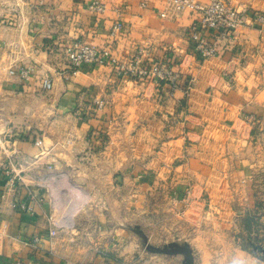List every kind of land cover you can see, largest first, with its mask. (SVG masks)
Masks as SVG:
<instances>
[{
	"label": "crops",
	"instance_id": "obj_1",
	"mask_svg": "<svg viewBox=\"0 0 264 264\" xmlns=\"http://www.w3.org/2000/svg\"><path fill=\"white\" fill-rule=\"evenodd\" d=\"M0 1L7 8L0 16V133L16 135L0 148V264H114L110 255H91L79 232L95 223L91 229L106 235V245L121 243L114 234L117 197L141 204L146 196L132 194L133 183L140 189L154 183L177 205L185 202L190 220V198L192 208H202L214 193L233 196L217 188L222 183L256 182L264 166V0H226L247 23L232 39L206 31L207 43L216 45L208 58L189 37L197 14L171 10V0H104L100 15L90 11L92 0ZM116 21L125 28L110 35ZM77 38L110 49L120 62L141 53L147 62H164L179 85L171 91L165 81L136 80L111 64L73 72L65 47ZM18 64L34 67L29 81L9 74ZM45 75L53 79L50 90ZM36 118L42 131L33 137ZM51 118L63 125L59 134ZM38 137L44 153L34 144ZM132 151L139 157L133 164ZM13 152L30 162L23 181L8 190L3 168ZM14 200L29 208L14 207ZM50 216L59 222L54 237Z\"/></svg>",
	"mask_w": 264,
	"mask_h": 264
},
{
	"label": "rangeland",
	"instance_id": "obj_2",
	"mask_svg": "<svg viewBox=\"0 0 264 264\" xmlns=\"http://www.w3.org/2000/svg\"><path fill=\"white\" fill-rule=\"evenodd\" d=\"M34 104L38 108L37 103ZM41 123L39 120L38 125L35 124L33 137L42 131ZM51 123V130H57L59 134L63 125L60 122L54 124L53 118ZM0 137L1 145L9 148L16 135L5 131L0 133ZM260 137L261 161L264 163V136ZM46 142L48 145L52 143L48 135ZM135 154L132 151V164L139 160L138 153ZM52 172L53 169L48 174ZM258 172L256 182L252 187L249 184V188L244 182L222 183L217 188L220 191L231 189L235 192L233 196L223 199L214 193L212 198L202 200V208H192L193 200L190 198V220L184 214L188 209L185 202L177 205L168 198V193L165 195L156 190L154 183L143 189L138 183H133L129 186L132 194H146L141 204L137 197L132 199V203H127L122 194L119 199L115 194L114 234L116 239H123L121 243L115 247L106 245V235L99 230L92 231L95 223L93 227L79 232V235L90 246L88 250L91 255L96 252L104 257L110 255L115 260L114 264H185L187 254L184 249L192 253L196 264H264V166ZM83 186L90 187L89 184ZM102 186L107 190L112 184L103 183ZM101 201L98 204L106 206V201ZM91 202L85 205L90 206ZM127 205H130L129 210L125 207ZM200 209L205 215L200 213ZM207 215L208 218L205 217Z\"/></svg>",
	"mask_w": 264,
	"mask_h": 264
},
{
	"label": "built area",
	"instance_id": "obj_3",
	"mask_svg": "<svg viewBox=\"0 0 264 264\" xmlns=\"http://www.w3.org/2000/svg\"><path fill=\"white\" fill-rule=\"evenodd\" d=\"M106 6L107 4L104 0H92L89 5L92 11L99 14H103L106 11ZM170 8L177 12L190 10L197 14L190 26L189 37L194 44L196 52L204 58L211 57L216 53V45L207 43L204 37L206 31L216 30L218 39H232L237 30L247 23L242 10L231 5L226 0H209L207 4H202L197 0H171ZM5 9H7L6 6L0 1V16ZM161 15L165 17L167 11L162 12ZM257 18L263 19L262 16H257ZM124 28L122 21H116L110 29V35H116L122 32ZM65 53L73 72L79 71L81 66L85 64L89 66L111 64L118 69L120 74L136 80L143 82L148 80L165 81L171 91L175 90L179 85L178 73L174 72L164 62H147L143 59L142 53L137 54L127 63L120 62L110 49L89 44L80 38L69 42L65 47ZM9 74L18 75L23 81H29L34 74V67L25 64L14 65L9 69ZM191 80L193 81L194 77ZM42 82L43 87L47 90H50L53 86V79L50 76H44ZM95 102L98 108H103L106 104L105 100L96 99ZM252 124L256 125L258 121L253 120ZM1 143L0 137V148H7V146H2ZM34 144L41 149L42 153L45 152L46 144L43 137L36 138ZM28 162L30 161L22 162L18 159L17 152L7 155V164L3 168V173L8 190H15L18 181H23L22 168ZM48 169L52 170V166L49 165ZM189 193L191 194V190ZM31 195H34L33 192H31ZM13 206L21 210L29 208L26 202L20 200H14ZM49 222L51 225L49 234L54 237L57 235L59 222H57L54 216L49 217Z\"/></svg>",
	"mask_w": 264,
	"mask_h": 264
},
{
	"label": "water",
	"instance_id": "obj_4",
	"mask_svg": "<svg viewBox=\"0 0 264 264\" xmlns=\"http://www.w3.org/2000/svg\"><path fill=\"white\" fill-rule=\"evenodd\" d=\"M184 252H186V254H187V261L185 262V264H195L192 253H190L189 251H187L185 249H184Z\"/></svg>",
	"mask_w": 264,
	"mask_h": 264
}]
</instances>
